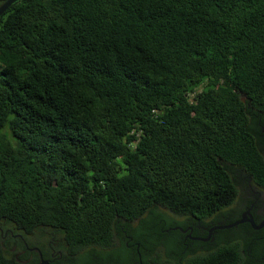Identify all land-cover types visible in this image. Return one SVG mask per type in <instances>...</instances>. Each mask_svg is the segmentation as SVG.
<instances>
[{
    "label": "trees",
    "instance_id": "16d2710c",
    "mask_svg": "<svg viewBox=\"0 0 264 264\" xmlns=\"http://www.w3.org/2000/svg\"><path fill=\"white\" fill-rule=\"evenodd\" d=\"M254 110L264 0L14 2L0 16V264H22L12 232L60 231L86 264L122 227L143 264H172L162 210L221 211L236 167L263 182ZM241 248L187 264H243Z\"/></svg>",
    "mask_w": 264,
    "mask_h": 264
},
{
    "label": "flooded vegetation",
    "instance_id": "af4514ba",
    "mask_svg": "<svg viewBox=\"0 0 264 264\" xmlns=\"http://www.w3.org/2000/svg\"><path fill=\"white\" fill-rule=\"evenodd\" d=\"M252 131L254 145L264 156V114L261 111H253ZM236 170L239 190L236 200L210 217L200 219L162 210L168 220H161L152 228L154 234L158 236L161 232L167 240L172 264H187L191 257L206 254L221 245H241L245 255L243 264L264 260L261 255L264 251V179L263 182L256 180L242 167ZM240 220L243 222L233 225ZM139 222L134 221V226ZM11 234L12 249L22 264H71L76 260L66 250L60 231ZM118 235L117 244L109 248L107 254L93 251L86 264H143L140 241H134L133 234L125 227ZM122 241L130 249L128 254L122 248Z\"/></svg>",
    "mask_w": 264,
    "mask_h": 264
},
{
    "label": "water",
    "instance_id": "95a60500",
    "mask_svg": "<svg viewBox=\"0 0 264 264\" xmlns=\"http://www.w3.org/2000/svg\"><path fill=\"white\" fill-rule=\"evenodd\" d=\"M18 0H7L0 6V16H2L10 7L11 5ZM243 222L242 220L237 221L233 225H238L239 223ZM232 225V226H233ZM262 225H264V222H262ZM142 264V263H141Z\"/></svg>",
    "mask_w": 264,
    "mask_h": 264
},
{
    "label": "rangeland",
    "instance_id": "374dc122",
    "mask_svg": "<svg viewBox=\"0 0 264 264\" xmlns=\"http://www.w3.org/2000/svg\"><path fill=\"white\" fill-rule=\"evenodd\" d=\"M238 170V169H237ZM237 170L235 169V176H237ZM84 253V252H83Z\"/></svg>",
    "mask_w": 264,
    "mask_h": 264
}]
</instances>
